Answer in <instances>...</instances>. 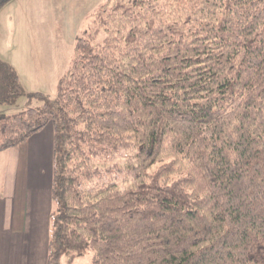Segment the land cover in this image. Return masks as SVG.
I'll return each mask as SVG.
<instances>
[{"label": "trees", "instance_id": "16d2710c", "mask_svg": "<svg viewBox=\"0 0 264 264\" xmlns=\"http://www.w3.org/2000/svg\"><path fill=\"white\" fill-rule=\"evenodd\" d=\"M92 23L52 100L0 60V154L54 129L47 264H264V0H109Z\"/></svg>", "mask_w": 264, "mask_h": 264}, {"label": "rangeland", "instance_id": "374dc122", "mask_svg": "<svg viewBox=\"0 0 264 264\" xmlns=\"http://www.w3.org/2000/svg\"><path fill=\"white\" fill-rule=\"evenodd\" d=\"M108 1L14 0L8 18L0 11V60L15 65L25 94L55 98L59 79L73 59L78 37L85 31H94L93 14ZM104 38L105 34L100 32L97 43ZM26 101L23 96L16 107L5 109L9 114L16 113ZM93 255L88 250L71 264H92ZM62 264L70 263L65 258Z\"/></svg>", "mask_w": 264, "mask_h": 264}, {"label": "crops", "instance_id": "0c3cea01", "mask_svg": "<svg viewBox=\"0 0 264 264\" xmlns=\"http://www.w3.org/2000/svg\"><path fill=\"white\" fill-rule=\"evenodd\" d=\"M54 158L53 126L0 154V264H47Z\"/></svg>", "mask_w": 264, "mask_h": 264}]
</instances>
